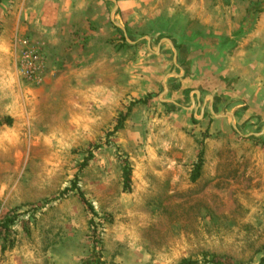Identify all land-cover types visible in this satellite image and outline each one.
<instances>
[{"label": "rangeland", "instance_id": "374dc122", "mask_svg": "<svg viewBox=\"0 0 264 264\" xmlns=\"http://www.w3.org/2000/svg\"><path fill=\"white\" fill-rule=\"evenodd\" d=\"M10 1L0 264L264 260V0Z\"/></svg>", "mask_w": 264, "mask_h": 264}, {"label": "trees", "instance_id": "16d2710c", "mask_svg": "<svg viewBox=\"0 0 264 264\" xmlns=\"http://www.w3.org/2000/svg\"><path fill=\"white\" fill-rule=\"evenodd\" d=\"M2 1H3V0H0V3H1ZM10 123H11L10 118L5 119L4 121H0V125H1V124L10 125ZM122 123H123V122L118 123V125L115 126V128L113 129V131H114V132H117L118 130H120V129H121V126H122ZM114 132H112V133H114ZM201 156H202V153H200L199 156H198V157H199V160H198V164H197V166L195 167V174H194V177H192V181H195V180L198 178V173H199V170H200V167H201V164H202V158H201ZM129 177H130V172H129V170L124 169V171H123V179H124V185H125L126 187L129 186V181H130ZM71 190H72V191H76V190H77V187H76L75 184H73ZM71 190H68V191H71ZM77 193H78V196H79V198L81 199V201H82L83 203H85V200H84V198H83V195H82L81 193H79L78 190H77ZM3 227H4L5 231L7 232V228H6V226L4 225ZM6 235H7V233L3 235V239H4V241H6ZM2 249L4 250V249H5V246H4ZM179 264H194V262H190V261H188V260H181V261L179 262ZM259 264H264V260H261V262H260Z\"/></svg>", "mask_w": 264, "mask_h": 264}, {"label": "crops", "instance_id": "0c3cea01", "mask_svg": "<svg viewBox=\"0 0 264 264\" xmlns=\"http://www.w3.org/2000/svg\"><path fill=\"white\" fill-rule=\"evenodd\" d=\"M10 1V0H8ZM52 0H23V3H21V6H19L21 9L23 10H32V9H36L38 6H40L41 8H43V11L49 10L51 5L54 4V2H59V4L61 3L62 5H64V0H53V3L51 2ZM11 3V1L9 2V4ZM57 4V5H59ZM63 8V7H62Z\"/></svg>", "mask_w": 264, "mask_h": 264}]
</instances>
